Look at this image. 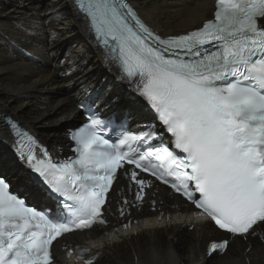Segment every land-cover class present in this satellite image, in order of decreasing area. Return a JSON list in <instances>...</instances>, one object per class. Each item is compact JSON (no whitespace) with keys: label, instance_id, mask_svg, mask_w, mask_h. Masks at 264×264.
Instances as JSON below:
<instances>
[{"label":"snow or ice","instance_id":"6c2138e0","mask_svg":"<svg viewBox=\"0 0 264 264\" xmlns=\"http://www.w3.org/2000/svg\"><path fill=\"white\" fill-rule=\"evenodd\" d=\"M214 5L212 19L175 35L153 30L129 0H70L68 8L48 10L46 18L58 24L69 11L84 18L105 65L135 85L128 105L135 108L142 98L156 121L133 132L82 102L88 121L70 130L74 155L61 161L9 120L18 157L56 205L30 206L0 174V264H55L59 238L108 225L110 193L121 176L137 191L135 202L118 201L119 216L143 206L154 182L142 174L198 210L189 227L211 223L231 239L264 242V0ZM48 39L54 43L59 34L53 29ZM116 128L113 140L108 130ZM156 203L151 200L153 211ZM163 217L161 211L156 222ZM229 246L230 239L212 241L207 254L222 255ZM75 251L83 264H98V251Z\"/></svg>","mask_w":264,"mask_h":264},{"label":"bare ground","instance_id":"6f19581e","mask_svg":"<svg viewBox=\"0 0 264 264\" xmlns=\"http://www.w3.org/2000/svg\"><path fill=\"white\" fill-rule=\"evenodd\" d=\"M129 2L162 35L197 28L212 18L215 10L214 0ZM57 4L68 8L70 0H0V174L8 176L16 189L22 188L33 203L43 201L48 207L47 194L35 185L17 155L5 115L30 129L58 158L71 154L69 134L63 129L84 121L77 109L82 100L104 115L127 113L132 129L153 119L142 98L137 97V107L128 105L135 85L119 79L118 70L105 65L80 15L69 11L68 19L59 24L46 18ZM53 29L59 34L54 43L48 39ZM153 182L143 206L130 208V215L121 218L118 201L127 198L135 202L137 191L130 179L121 176L114 187L121 191L120 196L115 191L110 195L109 225L63 236L54 243L55 264H83L75 251L83 248L100 253L98 264H206L210 242L224 239H230L228 250L207 264H264V242L258 236L231 239L211 223L189 227L194 207ZM153 199L157 201L155 211ZM161 211L164 217L157 223ZM129 220L131 229L126 230L123 225ZM114 230L116 239L111 238Z\"/></svg>","mask_w":264,"mask_h":264},{"label":"water","instance_id":"95a60500","mask_svg":"<svg viewBox=\"0 0 264 264\" xmlns=\"http://www.w3.org/2000/svg\"><path fill=\"white\" fill-rule=\"evenodd\" d=\"M70 127H71V125H68V126H67V128H66L67 131L70 129ZM218 255H219V254H213V255H211V256H208L207 258H208V259H210V258H214V257H216V256H218Z\"/></svg>","mask_w":264,"mask_h":264},{"label":"rangeland","instance_id":"374dc122","mask_svg":"<svg viewBox=\"0 0 264 264\" xmlns=\"http://www.w3.org/2000/svg\"><path fill=\"white\" fill-rule=\"evenodd\" d=\"M81 122H82V121H81ZM63 130H64V131H67L66 129H63ZM63 136H64V132H63ZM2 174H3V173H2ZM4 175H5V174H4ZM5 176H6V175H5ZM7 177H8V176H7ZM209 260H210V259H208V258L206 257V262H207V263L209 262ZM207 263H206V264H207Z\"/></svg>","mask_w":264,"mask_h":264}]
</instances>
